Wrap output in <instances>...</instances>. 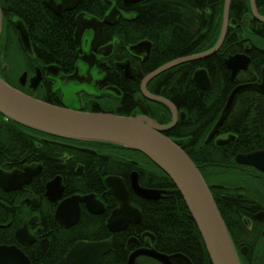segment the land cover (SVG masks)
Here are the masks:
<instances>
[{
    "label": "flooded vegetation",
    "instance_id": "1",
    "mask_svg": "<svg viewBox=\"0 0 264 264\" xmlns=\"http://www.w3.org/2000/svg\"><path fill=\"white\" fill-rule=\"evenodd\" d=\"M16 1L20 0H0L3 13V27L0 37V77L6 83L38 100L44 102L47 100L49 101L47 103L51 104L58 103L67 108L78 107L77 110L85 112H91V110L129 112L130 109L137 107L136 103L141 104L144 100L148 101L143 95L140 77L147 70V62L150 58H147L146 55L132 53L130 47L133 45L120 44L116 35L110 36L111 29L117 32L115 26L122 19L131 20L132 18H125L120 13L113 26L106 30L107 37L105 38L102 34V39L95 48L92 46L93 32L86 31L82 39V52H80L81 46L76 40V22L74 21L75 29L72 44L75 50V59L68 64L49 63L47 61L43 65H39L34 61L37 60V57H34L37 54L33 44V56L26 52L22 45L16 21L23 20L19 16H14L16 11L10 7ZM82 1L75 9L66 11L61 16L55 14L47 6L48 0H43V3L57 17H63L67 13L79 11ZM211 1L206 0L203 13L206 22L210 20L209 16L213 12ZM226 1H223V10L219 17L220 32L226 20ZM55 2L56 4L62 3L61 0H55ZM115 6L120 11L121 8L116 3H112L103 17L97 18L104 20L105 16ZM81 13H84L86 18L93 17L80 11L75 14V20ZM136 15L134 14L133 18ZM10 16L14 17L11 20L12 23L6 20ZM227 21V37L229 34L234 35L235 39L243 37L242 41L245 42L243 48L235 53L230 51L234 54H229L222 59L232 83V89L228 90L229 98L231 93L241 85L262 84L264 82V0H231ZM206 31L208 32V29ZM9 37H11L10 40ZM14 42L17 47L19 46L18 53L22 55H20V62H18L20 66L16 68V65L7 63L8 58L6 57L10 51H8V46ZM225 44L226 40L214 55L221 52L225 53ZM90 54L95 55L94 60L87 62L81 60V57ZM236 55L247 56L250 63L246 70H241L232 80V73L225 66V59ZM10 59L12 60V58ZM127 62H130L132 68L137 70L138 76L136 78H131L129 76L131 73H128L127 76L126 69L122 68L121 64ZM253 62L259 66L263 65L261 75L257 76L254 72L250 73ZM51 66L59 67L58 76L47 73V68ZM200 69H206L211 80L210 88L202 91L210 92L213 87L210 72L207 68ZM38 74H40V79L37 87L34 88L35 81L33 80L38 78ZM75 74H77L76 78L78 79L75 82L65 83L62 80V78H68ZM71 84L87 89L78 91L75 94L74 104L67 106L64 102L66 97L65 86ZM137 85L139 86L138 94L135 93L134 89ZM252 90L257 91L256 89ZM148 91L151 93L149 89ZM257 92L264 96L263 93ZM164 106L170 111L173 121L171 109L166 105ZM175 108L178 125L185 120L186 113L178 110L176 106ZM136 109L134 112H137ZM216 135L212 139H215V144L219 139H231L230 143L225 146L216 144L218 147H226L236 141V135L230 134L223 138H217ZM259 151H264V149H254L238 155H247ZM236 163L235 173L220 177L223 180L222 183L208 182V184L212 192L213 190L221 192L220 196L227 206L233 229L232 240L241 264H264V172L237 161ZM147 168V161L132 150L101 143H78L47 137L32 129L20 126L17 122L0 113V247L17 248L25 261H22L19 255L11 257L6 254L1 258L13 260L15 264H48L42 259L41 247L47 250L58 243L61 247L59 252L64 255L60 262L66 264V256L75 244L84 241L111 240L112 251L113 237L129 229L138 232L137 235H133L127 241L128 259L134 251L140 248H155V238L152 235L143 233L140 236V228L143 226L141 201L146 200L140 198L132 186V176L137 173L138 183L141 187L165 190L144 186L143 177H145ZM110 176H117L124 180L132 204L140 210L142 215L138 224L130 223L125 230L118 233H112L108 227V220L119 206L116 197L105 184L106 179ZM229 185L232 186L229 187ZM83 197H88L89 203L79 199ZM163 197L166 198V193ZM163 199L148 202H159ZM65 202H72V210L58 217V209ZM98 202L103 206L101 212L98 210V206L94 205ZM76 209L79 214L77 219ZM132 238L137 239L138 243L129 246V241ZM141 258L155 264H162L147 256L138 257L137 264Z\"/></svg>",
    "mask_w": 264,
    "mask_h": 264
},
{
    "label": "trees",
    "instance_id": "2",
    "mask_svg": "<svg viewBox=\"0 0 264 264\" xmlns=\"http://www.w3.org/2000/svg\"><path fill=\"white\" fill-rule=\"evenodd\" d=\"M223 1H211L213 12L208 22L203 15L206 0H150L135 7H125V10L135 12L137 15L131 20L122 19L115 26L117 31L115 33L118 40L127 46L146 40L153 43L152 55L147 62L148 67L143 73L147 75L176 59L212 49L218 39L219 17L222 14ZM112 3L124 8L120 0H83L76 13L57 17L46 8L43 0H20L10 7L16 11L14 16L21 17L27 25L40 63L48 61L68 64L75 59L72 44L75 14L82 11L101 18ZM13 19L12 16L6 18L9 23H12ZM8 39L10 40L11 37ZM242 40L243 37L235 39L234 35L229 34L224 46L225 56L243 48L245 42ZM221 53L206 60L177 66L157 76L149 85L152 93L170 100L178 110L186 113L185 120L165 135L180 145L196 164L207 183L223 182L220 177H211V172H217V174L235 172L238 154L254 149H264V96L252 89L244 90L237 95L231 114L216 135L217 138L230 134L236 135V141L226 147H218L215 139L206 141L228 100L230 94L228 90L232 89L229 73L222 61L224 56ZM262 67L263 65L254 63L250 73L261 75ZM200 68H207L210 72L213 83L210 92L197 89L192 82L194 72ZM134 89L138 94L139 86L137 85ZM45 102L49 101L45 100ZM136 106L137 112H134L135 108H133L129 112L104 111V113L121 116L144 114L162 125L172 121L170 111L162 104L144 100L141 104L136 103ZM218 108L219 113L215 114ZM110 146L130 150L120 146ZM132 152L139 154L147 161L148 168L143 177L144 186L167 191L166 198L162 201H141L143 226L140 228V236L143 233L152 235L155 238V249L164 254L179 253L187 256L193 264H212L201 234L171 179L147 157L139 152L133 150ZM212 194L232 237L230 216L220 196L221 192L213 190ZM137 232V230L129 229L113 237V250L105 257V264H127L129 254L126 248L127 241L133 235H137ZM42 248V259L48 264L53 262L58 264L64 256L59 252L61 247L58 243L47 250Z\"/></svg>",
    "mask_w": 264,
    "mask_h": 264
},
{
    "label": "water",
    "instance_id": "3",
    "mask_svg": "<svg viewBox=\"0 0 264 264\" xmlns=\"http://www.w3.org/2000/svg\"><path fill=\"white\" fill-rule=\"evenodd\" d=\"M61 4H56L55 0H48L47 6L57 15L61 16L66 11H71L82 0H61ZM126 5H138L146 0H122ZM230 0L226 4V20L218 44L211 50L174 60L156 71L150 73L142 84L143 95L154 102L168 106L173 113V121L169 125H162L155 119L146 115L120 116L108 113L85 112L73 108L60 107L38 100L27 94L22 93L10 86L0 77V113L5 117L23 125L29 129L42 132L53 137L90 142L110 144L124 147L141 153L161 169L172 181L177 191L180 193L191 217L196 224L205 248L212 264H241L232 237L227 225L221 215L218 205L213 197L211 187L207 184L200 170L192 159L185 153L178 143L168 137L166 132L172 130L178 123L177 110L175 106L163 97L149 94L146 86L150 80L162 73L188 62L206 59L214 55L222 46L227 32V14ZM120 11L115 6L111 12L105 16L104 20L97 18H86L81 13L76 18V40L81 46L82 39L86 31L93 32L92 46H97L102 39L103 29L106 24L112 25L117 19ZM16 26L20 32L21 42L26 52L32 54V43L30 34L23 21H16ZM3 27V13L0 6V37ZM151 43L142 41L130 47L132 53L136 55H146L148 58L151 52ZM93 48V49H94ZM93 53V52H91ZM146 53V54H145ZM81 57L87 62L94 60L95 55ZM250 59L244 55L231 56L225 59L226 67L232 71L231 79L234 80L241 70H246ZM126 69L127 76L130 73L129 63L121 64ZM59 67L51 66L47 68L49 75L58 76ZM40 73V72H38ZM76 75L62 78L65 83L75 82ZM25 76V75H24ZM134 78V75H129ZM40 74L33 87H37ZM193 83L201 90L210 88L211 80L206 69H198L193 76ZM256 89L264 94V82L262 84H246L237 87L230 95L227 105L224 108L218 122L210 132L207 141L212 140L225 119L229 115L237 94L244 89ZM231 139L217 140L218 146L229 144ZM236 161L240 164L255 167L264 172V151H259L247 155H238ZM138 174L132 176V186L138 196L146 201H158L163 199L165 190L147 189L138 183ZM106 186L118 201V208L114 210L108 220V227L112 233L125 230L129 224H138L141 220V212L131 201L130 193L126 188L122 178L110 176L106 179ZM216 187V186H213ZM88 201V197L79 198ZM77 199V200H79ZM101 212V203L94 204ZM72 202L63 203L57 212L61 217L72 210ZM77 210V209H76ZM98 211V212H99ZM78 210L76 219L78 218ZM64 219V217H63ZM75 222V221H74ZM21 233V231H20ZM138 241L132 238L129 246L137 244ZM112 249V241L101 242H79L70 250L66 264H104V257ZM9 254L11 257L19 255L22 261L21 252L15 248L0 247V264H15L13 260H3L1 257ZM147 256L159 261L162 264H193V262L183 254H164L155 248H140L134 251L128 259V264H137V258Z\"/></svg>",
    "mask_w": 264,
    "mask_h": 264
},
{
    "label": "bare ground",
    "instance_id": "4",
    "mask_svg": "<svg viewBox=\"0 0 264 264\" xmlns=\"http://www.w3.org/2000/svg\"><path fill=\"white\" fill-rule=\"evenodd\" d=\"M122 1V0H121ZM148 1H150V0H146V1H144V2H142L141 4H143V3H145V2H148ZM230 2H231V0H230ZM226 4H227V1H226ZM122 5L124 6V8H121L120 9V13H122L124 16H125V18H132L133 19V17H134V14H135V12H129V11H127V10H125V7H133V6H135V5H126L124 2H122ZM139 5V4H138ZM230 6V5H229ZM92 18H97V17H92ZM98 19V18H97ZM75 22H76V20H75ZM111 26H113V24L112 25H109V24H106L105 26H104V29H103V35L104 36H106L107 37V34H106V30L107 29H110L111 28ZM222 31H223V28H222V30H221V32L219 31V34H218V39H217V42H216V45L218 44V42H219V40H220V38H221V35H222ZM111 33H110V36H113V35H116V33H115V30H113V29H111V31H110ZM225 40H227V32H226V36H225V39H224V42H225ZM146 41H148V40H146ZM150 43H151V52H150V55H149V57L148 58H150L151 57V55H152V50H153V43L151 42V41H149ZM224 42H223V44H224ZM106 43H108V40H106ZM120 44H122L121 42H120ZM215 45V46H216ZM214 46V47H215ZM213 48V47H212ZM222 54V56H224L225 57V53L224 52H222L221 53ZM32 56L34 55V53H33V51H32V54H31ZM36 55V54H35ZM34 57H37V55L36 56H34ZM188 57V56H187ZM182 58H184V57H182ZM229 58V57H228ZM40 59H42V60H45L44 58H40ZM180 59V58H179ZM227 59V58H226ZM177 60V59H176ZM204 60H206V59H204ZM34 61H36L39 65H43L44 64V62L43 63H40L39 61V59H38V57H37V60H34ZM196 62V61H195ZM127 63H129V66H130V73H131V75L133 76L134 75V78H136L137 76H138V73H137V70H135L134 68H132V66H131V64H130V62H127ZM170 63V62H169ZM188 63H192V62H188ZM255 62H253V64H254ZM168 64V63H167ZM166 65V64H165ZM226 66V65H225ZM175 68V67H174ZM173 69V68H172ZM228 69V68H227ZM171 70V69H170ZM229 70V69H228ZM156 71V70H155ZM169 71V70H168ZM230 71V70H229ZM154 72V71H153ZM152 73V72H151ZM195 73V72H194ZM231 73H232V71H231ZM150 74V73H149ZM148 74V75H149ZM193 76H194V74H193ZM147 77V75H143V74H141V77H140V79H141V88H142V84H143V82H144V80H145V78ZM156 78V77H155ZM155 78H153L152 80H150L149 82H148V84H147V86H146V90H147V92L149 93V94H151V95H153V96H157V97H162V96H160V95H156V94H154V93H150L149 91H148V89H149V85H150V83L155 79ZM192 79H193V77H192ZM139 80V79H138ZM195 85V84H194ZM196 86V85H195ZM147 87H148V89H147ZM197 88V87H196ZM198 89V88H197ZM229 89V88H228ZM200 90V89H199ZM229 99V98H228ZM148 102H154V101H152V100H150V99H148ZM227 102H228V100H227ZM227 102H226V104H225V106L223 107V109H222V111H221V113H220V116H221V114H222V112H223V110H224V108L226 107V105H227ZM156 103H158V102H156ZM234 104H235V102H234ZM56 106H58V105H56ZM60 107H65V106H62V105H59ZM233 107H234V105H233ZM233 107H232V109H233ZM232 109H231V111H230V113H229V115L231 114V112H232ZM92 112V111H91ZM210 112V111H209ZM94 113H104V112H94ZM217 113H219V108H218V110L216 109V113L215 114H217ZM108 114H113V113H108ZM117 115V114H116ZM229 115L227 116V118L229 117ZM121 116V115H120ZM220 118V117H219ZM226 118V119H227ZM226 119H225V121H226ZM219 120V119H218ZM225 121H224V123H225ZM218 122V121H217ZM223 123V124H224ZM222 124V125H223ZM20 125V124H19ZM20 126H22V127H25V126H23V125H20ZM35 131V130H34ZM35 132H38V131H35ZM38 133H41V134H43V135H45V136H47V137H50L51 135H48V134H45V133H42V132H38ZM233 173H235V172H232V173H226V174H223L222 176L224 177V175H228V176H230L229 174H233ZM202 174V173H201ZM203 176V175H202ZM204 177V176H203ZM205 179V178H204ZM205 181H206V179H205ZM208 184V183H207ZM230 186H232V185H229V187ZM196 225V224H195ZM110 230V229H109ZM78 244V243H77ZM77 244H75L70 250H72ZM70 250H69V252H70ZM69 252H68V254H69ZM68 254H67V256H68ZM66 256V257H67ZM157 261V260H156ZM58 264H63L62 262H59Z\"/></svg>",
    "mask_w": 264,
    "mask_h": 264
},
{
    "label": "rangeland",
    "instance_id": "5",
    "mask_svg": "<svg viewBox=\"0 0 264 264\" xmlns=\"http://www.w3.org/2000/svg\"><path fill=\"white\" fill-rule=\"evenodd\" d=\"M8 47H9L8 51L9 50L10 51H9L8 55H6V57L8 58L7 63L13 64L14 66L16 65L15 66V68H16V67L20 66V64L18 63V62H20V55H21L18 53L19 46L17 47V44H15V42H14V44L11 43ZM10 58H12V60ZM13 58H15V59H13ZM82 89H87V88L81 87V86H76L73 84L65 86L66 97L64 99V102L67 104V106L74 104L75 94L78 91H81ZM75 105H76V103H75ZM76 108H78V107H75L74 109H76ZM223 137H226V136H222V138ZM211 173H212L211 177H222V175H223L220 173L217 174V172H215V173L211 172ZM208 175L210 176V173H208ZM139 262L141 264H155L153 262L145 260L144 258H141Z\"/></svg>",
    "mask_w": 264,
    "mask_h": 264
}]
</instances>
